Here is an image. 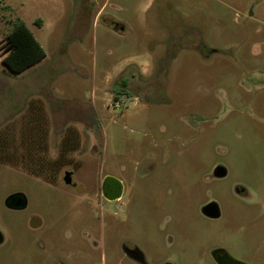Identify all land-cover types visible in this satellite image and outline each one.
<instances>
[{"label": "rangeland", "instance_id": "374dc122", "mask_svg": "<svg viewBox=\"0 0 264 264\" xmlns=\"http://www.w3.org/2000/svg\"><path fill=\"white\" fill-rule=\"evenodd\" d=\"M0 230V264H264V0H0Z\"/></svg>", "mask_w": 264, "mask_h": 264}, {"label": "trees", "instance_id": "16d2710c", "mask_svg": "<svg viewBox=\"0 0 264 264\" xmlns=\"http://www.w3.org/2000/svg\"><path fill=\"white\" fill-rule=\"evenodd\" d=\"M36 23L42 24L37 18ZM8 52L3 57L7 68L20 73L46 57V50L26 22L17 18L6 37Z\"/></svg>", "mask_w": 264, "mask_h": 264}, {"label": "water", "instance_id": "95a60500", "mask_svg": "<svg viewBox=\"0 0 264 264\" xmlns=\"http://www.w3.org/2000/svg\"><path fill=\"white\" fill-rule=\"evenodd\" d=\"M123 28L122 24L118 23L115 25L116 30H121ZM216 176H224L226 174V169L223 166H218L215 169ZM64 180L66 183L72 182V172L66 171ZM103 192L106 194V197L110 200L118 199L122 196L123 193V183L113 178L112 176H107L104 185ZM6 205L12 208H23L27 204V199L24 193L16 192L9 195L6 200ZM203 213L210 217H217L220 214L219 207L216 202H208L202 209ZM2 240V233L0 232V241ZM126 252L133 258H136L135 249H130L126 247ZM137 259V258H136Z\"/></svg>", "mask_w": 264, "mask_h": 264}, {"label": "flooded vegetation", "instance_id": "af4514ba", "mask_svg": "<svg viewBox=\"0 0 264 264\" xmlns=\"http://www.w3.org/2000/svg\"><path fill=\"white\" fill-rule=\"evenodd\" d=\"M218 177H221V176H218ZM68 184L74 185L75 183L71 182ZM103 185H104V182H103ZM104 195L106 196L105 193H104ZM211 201L217 203V205L219 207L220 214L217 217H210V216H208V217L218 218L221 216L220 206L215 199L210 200L209 202H211ZM13 209H19V208H13ZM0 232L2 233V240L0 241V244H1L4 241V234L1 230H0ZM130 249H135V255H136L137 259H139L141 261L144 260V253L138 247L132 246ZM210 255H211L212 259L216 262V264H249L243 260H240V259L234 257L232 254H230V252L226 248H224L221 245H216V246L212 247ZM165 264H174V263L172 261H168V262H165Z\"/></svg>", "mask_w": 264, "mask_h": 264}, {"label": "crops", "instance_id": "0c3cea01", "mask_svg": "<svg viewBox=\"0 0 264 264\" xmlns=\"http://www.w3.org/2000/svg\"><path fill=\"white\" fill-rule=\"evenodd\" d=\"M10 5V4H9ZM19 16V18H21L22 20H24L20 15H18ZM39 19H40V17H38ZM37 19V18H36ZM36 19L34 20V22H36ZM25 21V20H24ZM26 22V21H25ZM26 24H27V22H26ZM42 24H44V21L42 22ZM41 24V25H42ZM120 24H122V26H123V28L121 29V30H116V31H118V32H123L124 31V29H125V25L123 24V23H121L120 22ZM28 25V24H27ZM29 27V26H28ZM30 28V27H29ZM31 29V28H30ZM37 38V37H36ZM38 39V38H37ZM39 40V39H38ZM41 43V42H40ZM44 47V46H43ZM37 64V63H36ZM36 64H34V65H32V66H30L29 68H31V67H33V66H35ZM29 68H27V69H29ZM26 69V70H27ZM25 71V70H24ZM23 72V71H22ZM21 73V72H20Z\"/></svg>", "mask_w": 264, "mask_h": 264}]
</instances>
